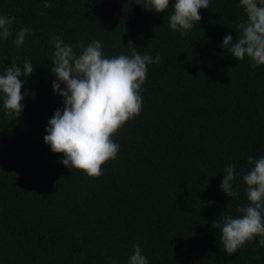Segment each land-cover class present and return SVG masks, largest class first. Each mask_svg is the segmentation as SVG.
I'll use <instances>...</instances> for the list:
<instances>
[{"label": "trees", "instance_id": "16d2710c", "mask_svg": "<svg viewBox=\"0 0 264 264\" xmlns=\"http://www.w3.org/2000/svg\"><path fill=\"white\" fill-rule=\"evenodd\" d=\"M45 2L0 0L14 32L32 30L20 48L0 38V75L11 62L36 67L20 78L18 118L5 116L0 95V264H127L137 243L149 264H264L259 237L229 255L212 226L239 215L241 173L249 156L264 157V65L222 46L247 20L239 0H210L184 36L169 27L175 0L165 13L145 10V0ZM55 36L100 40L108 58L130 54V40L162 57L148 65L141 113L112 137L120 150L98 178L64 166L43 139L64 107L52 88ZM229 164L239 193L230 198L220 187Z\"/></svg>", "mask_w": 264, "mask_h": 264}, {"label": "clouds", "instance_id": "9594fccd", "mask_svg": "<svg viewBox=\"0 0 264 264\" xmlns=\"http://www.w3.org/2000/svg\"><path fill=\"white\" fill-rule=\"evenodd\" d=\"M169 3V0H145L143 8L165 13ZM239 3L247 20L237 24L236 42L232 43L233 37L226 35L222 46L238 61L250 59L255 69L264 65V0H239ZM209 4L210 0H175L169 27L179 31L181 36L187 35L194 22L202 19L199 10L208 9ZM44 7H51L50 0H46ZM14 20L12 16L0 14V38L8 40L14 36L15 46L20 48L32 30L23 27L14 32ZM51 42L54 45L51 71L55 77L52 88L55 94L63 97L64 107L58 108L49 119L44 142L52 152L63 155L60 162L64 166L98 178L103 174L102 165L114 160L120 150L112 137L127 121L141 113L142 85L147 78L148 65L161 62L162 57L142 55L131 40L127 46L130 54L111 58L104 55L100 40L74 46L55 36ZM76 47L81 49L80 54L74 50ZM20 66L11 62L0 75V95L4 114L9 119L18 118L24 108L21 103L24 84L20 78H27L36 70L28 59L22 63L23 71ZM61 84L65 88L62 89ZM248 165L247 174L241 173L247 186L248 202L237 207L238 216L224 215L220 223L212 225L220 229L224 251L229 255L256 237L264 247V157L249 156ZM236 175L235 166L227 165L220 187L229 198L239 194L234 190ZM132 247L133 254L128 257L127 264H149L143 247L138 243Z\"/></svg>", "mask_w": 264, "mask_h": 264}]
</instances>
